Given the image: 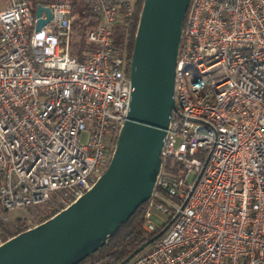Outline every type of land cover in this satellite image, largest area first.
<instances>
[{
	"label": "built area",
	"instance_id": "obj_1",
	"mask_svg": "<svg viewBox=\"0 0 264 264\" xmlns=\"http://www.w3.org/2000/svg\"><path fill=\"white\" fill-rule=\"evenodd\" d=\"M137 1L82 0L98 19L82 56L71 0L43 4L40 29L29 0L0 9V245L36 225L11 211L42 222L107 169L132 92L115 29ZM174 97L142 218L149 238L168 228L126 264H264V0H191Z\"/></svg>",
	"mask_w": 264,
	"mask_h": 264
},
{
	"label": "water",
	"instance_id": "obj_2",
	"mask_svg": "<svg viewBox=\"0 0 264 264\" xmlns=\"http://www.w3.org/2000/svg\"><path fill=\"white\" fill-rule=\"evenodd\" d=\"M190 2L143 0L129 62L132 92L128 115L107 169L69 206L2 243L0 264H78L107 244L151 198L176 108V65ZM43 11L47 17L38 20L37 29L52 18L51 9L39 4L36 15L40 17ZM167 228L118 264L128 263Z\"/></svg>",
	"mask_w": 264,
	"mask_h": 264
},
{
	"label": "trees",
	"instance_id": "obj_3",
	"mask_svg": "<svg viewBox=\"0 0 264 264\" xmlns=\"http://www.w3.org/2000/svg\"><path fill=\"white\" fill-rule=\"evenodd\" d=\"M72 2L76 10L82 6L81 8L83 12H87V17L95 19V25L98 23V19H96L94 14L90 11L88 6L82 2V0H75ZM142 4L143 0L137 1L136 12L130 29L127 30L121 21L116 25L115 29V44L117 46H126L129 58H131L134 47L135 34ZM31 5L34 9L36 8V5ZM85 24H87V22H85ZM88 45L90 46V44L87 43L86 38L82 39L81 48H78V52H80L79 54L81 56L83 55V51L88 48ZM145 204L146 203L140 206L128 219V221L121 225L119 230L110 237L107 244L78 264H118L142 243L148 240L149 237L142 227ZM52 215V213L48 214L45 219L51 217ZM161 230H159V232ZM21 231L22 230H18L14 234H18Z\"/></svg>",
	"mask_w": 264,
	"mask_h": 264
},
{
	"label": "rangeland",
	"instance_id": "obj_4",
	"mask_svg": "<svg viewBox=\"0 0 264 264\" xmlns=\"http://www.w3.org/2000/svg\"><path fill=\"white\" fill-rule=\"evenodd\" d=\"M82 6H80L77 9L78 12V19L75 22V28H76V35H75V41L73 44V47L78 51V48H81V42L82 39L86 38L87 32L95 25V19H93L92 17H87V12H83ZM85 22H87V24H85ZM80 53V52H78ZM88 132L83 133L82 135V142H86L88 139ZM194 177V174L191 175L190 180H192ZM43 209L45 208H40L39 210L36 209H30V210H26V209H20V210H14L10 212V216L11 217H20L22 216V218L25 220V222H27V220H31L33 222V224H38L40 223V216L42 215L39 212L40 211H44ZM158 221V220H157ZM160 222V220H159ZM12 231H17L15 229H12Z\"/></svg>",
	"mask_w": 264,
	"mask_h": 264
},
{
	"label": "crops",
	"instance_id": "obj_5",
	"mask_svg": "<svg viewBox=\"0 0 264 264\" xmlns=\"http://www.w3.org/2000/svg\"><path fill=\"white\" fill-rule=\"evenodd\" d=\"M53 1H57V0H29L30 4H34L36 5V7L39 4H47ZM71 1H75V0H71ZM6 4V0H0V9L4 8Z\"/></svg>",
	"mask_w": 264,
	"mask_h": 264
}]
</instances>
